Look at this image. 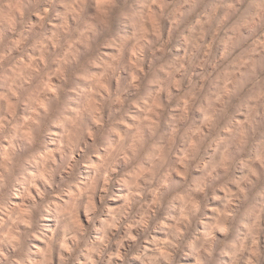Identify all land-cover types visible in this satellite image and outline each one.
Returning <instances> with one entry per match:
<instances>
[{"label": "rangeland", "instance_id": "rangeland-1", "mask_svg": "<svg viewBox=\"0 0 264 264\" xmlns=\"http://www.w3.org/2000/svg\"><path fill=\"white\" fill-rule=\"evenodd\" d=\"M259 2L0 0V52L18 39H23L24 45L46 49L43 54L28 49L39 59L26 71L43 75L42 83L37 81L41 87L46 86L41 99L44 95L55 97L54 111L45 118L38 137L39 143L49 150L57 147V135L64 131L58 123L50 122L58 119L60 112L63 111L68 119L82 120L91 128L97 117L105 122L110 121L118 115L116 110L121 102H131L136 114L149 117L144 121L148 125L145 135L166 137L172 135L176 128L187 130L193 136L203 133L207 139L200 150L202 164L222 162L225 167L217 168L216 172L227 170L238 181L245 176L250 177L252 172L260 176L255 187L250 185L245 188L247 213L238 215L243 223H238L227 235L222 231L216 233L217 240H231L239 246L248 236L249 229L244 224L251 227L257 222L256 217L260 216L262 218L258 223L264 228V196L255 194L259 184H264V171L257 167L264 164V20L257 15L264 9ZM44 8H48L49 12L42 20ZM140 17L144 18L142 24ZM206 20L209 22L204 23ZM200 32L204 33L207 46L197 50L189 41ZM114 56L118 57L115 61L111 60ZM189 56L193 61L191 64L185 62ZM12 58L24 59L22 48L14 49ZM178 62L184 63L181 72L175 73L180 87L159 91L161 82L169 79V72L179 67ZM108 63L112 64V68L107 69ZM12 70L11 63H0V94L7 90L10 81L6 75ZM141 71L147 76L143 83L134 80ZM149 80L154 82L149 83ZM190 91L193 94L198 91L199 96L194 104L185 106V94ZM149 95L148 106L158 104L160 110L167 113V105L171 103V114L157 117L148 112L147 107H136L141 98L147 99ZM101 96H111V99L102 102ZM217 97L220 99L217 100ZM177 102L182 108L175 107ZM0 103L3 101L0 100ZM210 103L213 104L211 109L208 107ZM98 107L99 112L95 110ZM29 109L28 104L17 105V115H28ZM181 114H186L185 120L172 118ZM236 133L240 135L233 138ZM209 142L211 147L208 146ZM0 143L3 144L0 153H3L8 141L0 140ZM13 145L18 159L27 156L36 147L23 136L13 141ZM54 155L59 162L60 154L54 152ZM257 157L260 159L257 160ZM75 159L81 160L79 153L75 154ZM98 160V156L93 158L94 162ZM29 170H33L31 166ZM117 170L123 169L118 166ZM80 172L85 177L94 174L86 164L80 165ZM189 172L196 180L204 175L201 167L192 168ZM173 176V186L176 181L185 178L179 168ZM230 187L235 192V187ZM241 187H244L243 183ZM112 191L117 197L127 195V189L120 184H113ZM218 194L225 195L224 192ZM12 202L23 203L19 195L13 197ZM95 202L99 205V198ZM123 202L122 199H112L107 201L108 208H119ZM223 210L221 201L210 199L206 214L211 217ZM79 220L87 228V217L83 213L79 215ZM56 223L51 213L43 214V218L38 220V226H42L48 236H52L56 230ZM99 227L97 222L96 228L89 233L91 238L103 235L98 231ZM195 231L202 235L205 225L196 224ZM154 235L163 238L162 234ZM128 243L125 242V247ZM30 246L40 250L49 247L43 238L37 239L35 236ZM220 247L214 246V259L209 264H231L230 256L219 254ZM257 249L264 253V232L257 237ZM178 260L179 264H198V257L188 247L178 254ZM51 264H58L55 252Z\"/></svg>", "mask_w": 264, "mask_h": 264}, {"label": "clouds", "instance_id": "clouds-1", "mask_svg": "<svg viewBox=\"0 0 264 264\" xmlns=\"http://www.w3.org/2000/svg\"><path fill=\"white\" fill-rule=\"evenodd\" d=\"M259 6L264 9V0H260ZM42 11L43 20L49 9ZM257 15L264 20V10ZM143 20V17L139 18L141 24ZM189 43L197 50L207 46L203 32ZM20 48L24 59L12 58L13 50ZM29 48L33 53L46 51L35 45H24L23 39H18L0 52V63H11L13 69L6 75L10 81L7 90L0 94L3 101L0 103V140L8 141L7 148L0 153V264H51L53 252L58 264H179L178 254H182L185 247L196 254L198 264H209L214 259L212 252L216 245H221V256L231 257V264H264V253L257 249V237L264 232L258 223L262 217L257 216V222L251 227L243 225L249 231L239 246L237 242L216 238L217 231L227 235L238 223H243L238 215L247 213L245 188L255 187L260 176L252 172L250 177L238 181L227 170L216 172L217 168L225 167L222 162L202 164L200 150L207 139L205 134L193 136L187 130L176 128L166 137L145 135L148 125L144 121L149 117L136 114L131 102H121L115 118L105 122L97 117L91 128L82 120L68 119L63 111L60 112L58 119L50 121L64 129L58 135L53 134L57 135V147L49 150L40 144L38 137L45 118L54 111L55 97L44 95L40 98L46 86L41 87V73L26 71L39 59L29 53ZM117 59V56L111 57L113 61ZM185 62L191 64L193 61L189 56ZM178 63L179 67L169 72V79L161 82L159 91L180 87L175 73L181 72L184 63ZM110 68L112 64L108 63L107 69ZM146 79L142 71L134 77L142 83ZM185 95L187 106L196 102L199 92L193 94L190 91ZM100 99L107 102L111 96ZM148 99L151 95L147 99L141 98L136 107H147L148 112L157 117L171 114V103L167 105L166 113L158 104L148 106ZM22 104L30 105L29 114L19 117L16 107ZM175 107L182 108V105L177 102ZM208 107L213 108V104ZM95 110L99 112L100 109ZM172 118L185 120L186 114ZM237 135L240 133L234 134L233 138ZM21 136L36 147L18 159L13 141ZM208 146L211 147V142ZM0 148H3L2 143ZM54 152L60 154L59 162ZM76 153L80 154V161L75 159ZM97 156L99 160L94 162L93 158ZM81 164H86L94 174L81 176ZM29 166L33 170L30 171ZM118 166L123 170L118 171ZM196 167L204 169L199 180L189 172ZM257 167L264 171V164ZM177 168L185 178L173 186L171 181ZM242 183L244 187H241ZM113 184L126 188L127 195L115 196ZM230 186L235 187V192ZM220 192L225 195H219ZM255 194L264 196V184H259ZM17 195L23 203L12 202ZM97 198L99 205L95 202ZM112 199L124 202L119 208L109 209L107 201ZM210 199L223 204L224 210L219 215L207 216ZM48 213L54 214L57 221L52 236L46 235V230L38 226V220ZM81 213L87 217V228L79 220ZM97 222L100 225L98 231L103 235L93 239L89 233L96 228ZM199 223L205 225L202 235L195 231V225ZM154 234H162L163 238ZM33 236L43 238L49 247L43 250L31 247ZM126 241L129 242L127 247Z\"/></svg>", "mask_w": 264, "mask_h": 264}]
</instances>
